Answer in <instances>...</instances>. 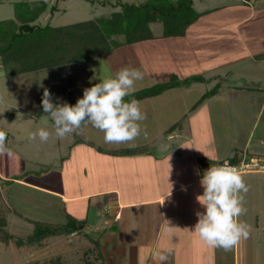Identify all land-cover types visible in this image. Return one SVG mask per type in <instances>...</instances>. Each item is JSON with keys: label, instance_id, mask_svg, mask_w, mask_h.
<instances>
[{"label": "rangeland", "instance_id": "rangeland-1", "mask_svg": "<svg viewBox=\"0 0 264 264\" xmlns=\"http://www.w3.org/2000/svg\"><path fill=\"white\" fill-rule=\"evenodd\" d=\"M42 1L49 2V9L37 20V23L42 26L48 24L62 26L100 16L107 17L121 9L112 5L117 0H0V21L15 19L17 11L23 18H28L31 10L36 9L37 4ZM122 1L131 3L142 0ZM226 2H229L227 6L217 9L221 11L225 8L221 13L225 17L222 19L212 15L211 18L204 17L205 20L191 25L185 36L162 35L164 25L159 20L151 23L152 33L158 38L122 44L114 48L112 54L96 56L88 63L65 62L58 65L54 72L46 68L36 73L5 75L6 72L0 62V130L5 132L6 149H10L12 153L8 155L7 151L0 152V175L7 176V180H0V222H4L0 225V264H145V252H141L136 257L135 250L129 252V248H125L116 235H111L110 232L105 234L104 228L102 232H99L100 229L92 230L88 222L83 230L74 233L49 234L38 239L32 237L36 223L43 222L47 225L67 223L74 216H71L67 209L70 205L62 203L64 200L61 195H50L46 190L20 184L17 180L23 179L48 190L67 194L86 193L112 184L118 185L125 195L133 199L156 196L157 193L174 187L189 174V169L181 168L175 161V155L178 152L175 143L182 148L179 151L184 157L189 154L205 155V153L210 157L213 152L222 149L225 152L232 145V142L225 138V134L230 137L231 132V139L236 141L235 145L243 144L251 131L255 115L260 111V99L250 105L249 100L246 103L243 102L247 99L226 100L225 97L221 101L214 100L211 107L204 106L206 110L204 113L209 115L208 121L201 122L200 116L190 120L189 117L180 118L179 122L170 129L161 130L163 131L161 136L156 135L153 141L146 142L148 133L153 130V123L156 124L157 116L154 118L153 110L150 108L155 105L154 100L150 103L151 105H147L148 107L144 105L145 110L142 112L145 119L139 122L141 133L135 140L108 143L103 138V132L90 124L85 134L84 122L79 129L65 137H56L52 121L42 110V95L47 88L53 100L60 97L74 104L82 95L83 89L91 86L89 78L94 75L92 66L99 70L101 61L113 73L125 66L140 70L143 73V79L136 81L137 91L167 81L177 83L175 85L177 87H190L193 82L185 83L188 78H202L196 82L203 81L204 78L200 74L209 76L210 72L206 69L216 68L227 56L223 52V49L227 50V48L222 42L229 36L226 30L230 31L232 26H224L223 23L226 22L224 21L226 15L236 10L229 6L231 4L235 6L234 0H226ZM15 4L18 7H15ZM52 6L60 8L53 13V16L49 12ZM242 7L245 8L243 5ZM206 8H211L209 3ZM213 11L211 10L210 14H214ZM237 16L239 15L236 14L233 19ZM262 23H264L263 11L257 12L246 26L253 27L254 24L258 27ZM262 28L264 35V27ZM230 32L232 36L238 34L233 30ZM114 38L123 41L124 36ZM262 38L264 36L260 32L253 37L252 41L257 45L251 49L253 52H264ZM235 45L236 51L243 54L245 50L243 46H239L238 41ZM260 66L263 67L261 72L264 74V64ZM197 72L200 74L198 75ZM95 82L92 81V83ZM211 84L216 85L214 81ZM211 88L216 92L217 88L210 86L209 90ZM168 89L157 95H163ZM154 96H150L151 99L156 97ZM147 98L143 99L147 100ZM139 100L137 101L143 102L142 99ZM189 121L192 125V133L182 134L179 126L184 127L185 124H189ZM157 122L156 127L164 129V121L159 118ZM38 128H47L52 132L48 141L42 142L38 137L35 140L29 139V134ZM263 130L264 111H261L256 124V136ZM170 132L173 135L171 139L168 137ZM127 143H133L134 146H123ZM246 155L241 154V157H250L249 154ZM208 157H203L202 160L200 158V173L201 169L209 165ZM241 175L248 191L242 193L244 211L238 220L250 226L249 235L247 238H241L229 250L216 247V251H221L219 260L212 259L207 261V264H264V230L259 229L261 225H264V216H258L257 212L261 207L264 213V178H261L264 176L255 173ZM188 194L182 193L167 201L168 211L170 205V209L175 212L174 206L177 202L180 212L175 215L167 213L164 231L165 236H169L170 233H174L172 229L175 230L176 227V239L181 238L176 250L180 254L184 252L185 255L189 254L188 245L193 243L191 239L193 236L191 238L188 236L191 234V229L188 226V229L179 231L178 224L175 222L177 220L182 222L181 215L185 211L187 220L194 218V225L197 222L196 214L190 218L192 216L190 211L194 207L189 203ZM96 199L92 198L91 203ZM197 203L199 204L198 200ZM92 205L94 207V204ZM195 210L197 211V208ZM105 214L102 212L101 220H105ZM94 224L101 225V222L94 221ZM180 224L183 225V223ZM123 225L127 232H132V234H122L124 241H129L135 236V240L143 241L148 235L147 232L140 234L135 230L134 221L129 218L124 219ZM111 228L115 230L116 226ZM4 231L7 236L3 233ZM195 240L203 241L200 237ZM194 253L193 260L191 256L190 260L193 264H201L206 258L211 259L214 252L212 246L203 242L195 245ZM210 253L212 256L209 255ZM238 253L239 261L235 262Z\"/></svg>", "mask_w": 264, "mask_h": 264}, {"label": "crops", "instance_id": "crops-1", "mask_svg": "<svg viewBox=\"0 0 264 264\" xmlns=\"http://www.w3.org/2000/svg\"><path fill=\"white\" fill-rule=\"evenodd\" d=\"M234 1H235L234 2L235 6L232 4L229 6L233 7L236 11L234 12L232 10V12L229 15H226L228 17V20H226L227 19L226 17L224 20L226 22L223 23V25L232 26L230 28V31L233 30L238 34L232 36V33L226 30V34L229 33V36L224 38V41L222 42L223 44L225 43V48H227V50L223 49V52H225L227 55L226 58H224L223 61H221V63H219L216 66V68L209 67L206 69L207 71L210 72L208 74L209 76H204L202 73L200 74L199 72H197L198 75L200 74L201 77L204 78L203 81H199V82L194 81L190 85V87H177V86L171 87L163 95H155L156 97L154 96L155 97L154 99H151V97H148L147 100L142 99L143 102H139V105H142L140 106V108L143 111L145 110L144 105L146 106L148 104L151 105L150 103H152L154 100L156 101V103H154L155 105H152L150 108H152L153 110L154 118L155 116H157L158 119L157 117L155 118L156 124L153 123L152 125L153 130L148 133L146 139L147 142L149 140L153 141V138H155L156 135L161 136L163 132L161 130L166 131L170 129L179 122L180 118L189 117L190 120V118L194 119L200 116L201 122L208 121L209 115L204 113V111L206 112L204 106L205 107L207 106V108L211 107L212 103H214L213 102L214 100L221 101L225 97L226 100H231V98H235L237 100L247 99V100H243V102L246 103L249 100V102H251L249 103L250 105V104H254L258 99H260L261 101L260 111L255 115L254 117L255 121L252 124V127L250 129L251 131L247 135V138L243 144L235 145L236 141L234 139H231L232 132L230 137H228L225 134L226 136L225 138H228L229 141L232 142L231 147L227 149L225 152L223 151V149L213 152V154L210 155V157L213 158L211 159L210 157L202 154L200 155L189 154L188 156L184 157L181 155L180 152L182 148L178 145V143H175L176 149L178 150V152L175 155V161L179 166H181V168L183 169L186 168L190 170L188 176L184 180L175 184L174 187L167 189L159 194L157 193L156 196L143 197L140 199H133L130 196L125 195L123 190L120 189L118 185H112V184L108 187H104V188L100 187L86 193L67 194L65 192H58L52 189L48 190L46 188L38 186L35 183L24 181L23 179H18L17 181L20 184L23 183V185L26 184L35 187L37 189L46 190L49 192L50 195L53 196L61 195L62 199L64 200V202L62 203L63 204L66 203L67 205H70L67 209L69 211V214L71 216H74V219L82 220V221L86 220L89 224V227H91L92 230L99 231L100 229L99 232H102L104 228L105 234L110 232L111 235H116L117 239H119V242L121 243L123 242V246L125 248H129L128 249L129 252L130 250H135L136 257L139 256L141 252L142 253L145 252L144 254L145 264H193L192 261L190 260V256L192 257L193 260V256L195 254L194 253L195 245H200V243H203L204 241L201 242L199 240H195L197 239V237L199 238V236L198 234L196 235L195 232L193 231L194 218L193 220L189 219L190 221L187 220V213L185 211L181 215L183 219L182 222H180V220H177L175 224H178L179 231L183 230L184 228L188 229V226L190 227L191 234H189L188 236L190 238L193 236V238H191L193 240V243L192 245L190 243V246L188 245L189 248H187V250H189L188 251L189 254L187 253V255L183 254L184 252H182L183 254L182 255L176 250L177 244L180 243L181 241V238L176 239V233H175L176 227L175 230L174 228L172 229L174 233L173 234L170 233L169 236H165L164 231L166 229L167 213L170 212L171 214L175 215V213L177 214L180 211H178L179 207H177L178 206L177 202L174 206L175 212H173L172 209H170L171 208L170 205L168 211L167 201L175 197L176 195L182 193H189L188 194L189 203L194 207L192 211H190L192 215L190 216V218L194 217V214H196L195 208H197V210L200 211L204 210L203 206L200 203L199 204L197 203L198 195H201L203 193V188L200 184V178L203 173V170L210 167L211 164L224 163V162L229 163V161L233 158H237L238 163L239 161L240 162L244 161L249 163H252L254 161L258 162L259 168L249 171H243L241 172V174L251 175L255 173L264 176V130L258 133L257 136L255 134L257 121L259 120L261 111H264V74L261 72V69L263 67L260 66L261 64L262 65L264 64V52L256 53L251 50L253 46L256 45V43L252 41L256 33L260 32L261 35L264 36L263 28H262L264 27V23L258 25V27L254 26V24L253 27L246 26L248 25L250 20L253 19V17H255L257 12L258 13H261V11L264 12V0H234ZM197 3H200V5H197ZM208 3L211 6V8H206ZM227 3L229 2H226V0L224 1L223 0H193V7L197 12H199V16L191 25L199 23L198 21L200 20L201 21L205 20L203 19L204 17L211 18L212 16H214V17H221L222 19L225 16L221 13L225 8L221 11L217 9L227 6L228 5ZM241 3L245 7V8L242 7L243 11L241 8L242 6ZM48 9H49V2L47 3V8L43 13H46ZM59 10L60 8L57 7V10L55 12ZM211 10L215 11V12L213 11L214 14H210ZM49 12L51 13V16L54 15L51 12V9L49 10ZM236 14H238L239 16L233 19V17L236 16ZM46 15H48V13ZM191 25H189V27ZM222 29L223 28H221V30ZM185 34L182 36H185ZM156 37L158 38V36L154 34L153 38ZM262 39L264 40V38ZM237 41L240 43L239 46H243V48L245 49L243 50L244 52L243 54L238 53L235 49L236 47L235 44ZM91 69H93V66ZM212 81L216 83L215 86L211 84ZM210 86L217 88L218 91L216 90L215 93L213 92L209 93ZM157 96L159 98H157ZM201 99H203V101H200ZM209 113L211 114L210 111ZM159 118H161L162 121H164L163 122L164 129H159L158 127H156ZM87 126L88 123H85L83 128L85 134L88 132ZM179 127L180 130L182 131V134L184 133L189 134L190 132L192 133V125L190 124V121L189 124H185L184 127L181 125ZM168 134H169L168 137L171 139L173 137L172 132ZM234 135H236V133H234ZM74 143H76V141ZM141 145H143V143H141ZM123 146L133 147L134 144L127 143L126 145ZM241 154L244 155L249 154L250 157L247 158L241 157ZM203 157L209 158L210 160L209 165L205 169H201V173L199 172L200 174H197L200 169V158L202 160ZM6 178H7L6 175H2V174L0 175V180L2 179L7 180ZM92 198H97V199L96 201L93 200L91 203ZM92 204H94V207H92L93 206ZM102 212L106 213L104 215L105 220L104 219L101 220ZM257 212H258V216L259 215L264 216L263 208L260 207V209H258ZM125 218H129L134 221L133 228L137 230L140 234L147 232L148 235L143 241L140 239L135 240L136 236L131 237L129 241H124V238L122 239L123 233L132 234L131 231L127 232V230L123 225V221ZM94 221L97 222L100 221L101 225H95ZM180 223H183V225ZM112 226H116L115 230H112L111 228ZM96 227H98V229ZM248 228H250V226ZM255 228L258 227L255 226ZM259 229L264 230V225H261ZM212 249L214 252L213 256L211 255V253L209 254L210 256H212V258L209 260L206 258V260L203 261L201 264H207V261H210L212 259L215 260L216 258L217 260H219L218 257H220L221 251L218 250L216 251V247H212ZM161 255L165 256L166 259L161 260L160 259ZM216 255L217 257H215ZM236 260L239 261V253L238 256L236 255L235 262Z\"/></svg>", "mask_w": 264, "mask_h": 264}, {"label": "trees", "instance_id": "trees-1", "mask_svg": "<svg viewBox=\"0 0 264 264\" xmlns=\"http://www.w3.org/2000/svg\"><path fill=\"white\" fill-rule=\"evenodd\" d=\"M37 5L28 18H23L17 11L15 19L0 21V62L5 75L36 73L46 68L54 72L58 65L65 62L88 63L96 56L111 53L122 44L153 38L151 23L159 20L164 25V36H182L199 16L193 7V0H142L131 3L117 0L112 5L121 9L110 16L62 26H42L37 20L47 8V3L42 1ZM15 7L18 5L15 4ZM56 10L55 6L51 7L52 13ZM117 36H124L123 41L114 38ZM196 80L202 78H188L185 83ZM175 85L177 83L167 81L136 91L133 97L143 99ZM210 92L215 91L211 89ZM131 98L125 97L126 100ZM229 163L235 164L238 160L233 158ZM86 222L74 218L56 225L39 222L35 224L31 236L38 239L49 234L74 233L83 230ZM3 223L0 222V225Z\"/></svg>", "mask_w": 264, "mask_h": 264}, {"label": "clouds", "instance_id": "clouds-1", "mask_svg": "<svg viewBox=\"0 0 264 264\" xmlns=\"http://www.w3.org/2000/svg\"><path fill=\"white\" fill-rule=\"evenodd\" d=\"M92 71L91 86L83 89L74 104L60 97L53 100L51 92L44 89L41 107L52 121L55 136L63 138L84 122L103 132L105 142L135 140L141 133L139 122L145 119V115L133 93L137 91L136 81L143 79V73L128 66L113 73L102 61L99 70L93 68ZM125 97L132 98L126 100ZM50 135L52 132L47 128H38L29 134V139L38 137L46 142ZM5 141L6 134L0 130V152L7 151L11 155ZM200 184L203 193L197 200L204 210L196 211L197 222L193 231L209 246L229 250L249 235L248 226L238 220L244 211L242 193H246L248 187L239 169L228 162L211 164L203 170ZM160 259L166 257L161 255Z\"/></svg>", "mask_w": 264, "mask_h": 264}, {"label": "built area", "instance_id": "built-area-1", "mask_svg": "<svg viewBox=\"0 0 264 264\" xmlns=\"http://www.w3.org/2000/svg\"><path fill=\"white\" fill-rule=\"evenodd\" d=\"M231 165H235L239 169L240 172L254 170L256 168H259V164L257 161H254L252 163L241 161L237 164H231Z\"/></svg>", "mask_w": 264, "mask_h": 264}]
</instances>
